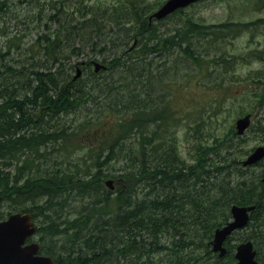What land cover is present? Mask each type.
<instances>
[{
  "label": "trees",
  "instance_id": "16d2710c",
  "mask_svg": "<svg viewBox=\"0 0 264 264\" xmlns=\"http://www.w3.org/2000/svg\"><path fill=\"white\" fill-rule=\"evenodd\" d=\"M235 24L187 20L162 33L131 5L0 0V220L29 213L57 264H236L245 241L264 264L262 172L242 166L234 135L183 160L164 109L173 77L225 63L205 53ZM82 65L90 75L74 79ZM103 171L118 173L115 193L98 183ZM231 205L255 209L220 259L210 243Z\"/></svg>",
  "mask_w": 264,
  "mask_h": 264
},
{
  "label": "rangeland",
  "instance_id": "374dc122",
  "mask_svg": "<svg viewBox=\"0 0 264 264\" xmlns=\"http://www.w3.org/2000/svg\"><path fill=\"white\" fill-rule=\"evenodd\" d=\"M84 1L95 4L101 10L106 7L131 5L134 12H141L143 15L145 13L147 19L148 14L166 0ZM187 20L199 24L236 23L238 28L229 31L223 40L208 47L205 53L209 62L221 59L225 63L217 67L211 63L209 68L194 71L195 75L189 81L178 76L173 77L168 84L170 99L164 109L167 116L176 117L171 130L178 155L189 161L198 145H210L232 138L235 120L255 110V122L252 121L254 123L250 129L237 140L241 143L243 153H250L264 141V135L260 132L258 123L260 107L255 108L256 104L251 102V98H257L260 103L264 100V71L262 70L264 66V0H199L186 8L183 14L175 13L170 18L156 22V26L160 32L165 33L167 29L183 27ZM91 68L92 66H79L77 68L81 71L79 79L90 75ZM209 71L211 76H207ZM72 74L75 75L74 72ZM213 80L220 81L221 85L217 88L209 85ZM202 82H206L209 87L203 86ZM77 116L80 117L81 114L77 113ZM102 127L106 130L105 137L115 135L112 123L111 125L102 124ZM91 129L96 131V128ZM96 135L97 132L93 138ZM95 143V140H92L91 146L94 147ZM107 152L108 148L105 147L101 157L104 158L103 153ZM82 154L81 150L76 152V156L82 157ZM119 166V163L113 165L114 168ZM103 172L106 175L100 177L98 183L104 189L113 190L115 193L118 188L116 178L118 173ZM254 172L258 174L260 169L257 168ZM106 183L109 185L106 186ZM0 212H4L2 207ZM95 218L97 214L93 216L92 222Z\"/></svg>",
  "mask_w": 264,
  "mask_h": 264
},
{
  "label": "water",
  "instance_id": "95a60500",
  "mask_svg": "<svg viewBox=\"0 0 264 264\" xmlns=\"http://www.w3.org/2000/svg\"><path fill=\"white\" fill-rule=\"evenodd\" d=\"M197 0H167L156 12L150 15L149 20H161L174 11L187 7ZM98 66L95 71L97 72ZM251 115H245L235 122L236 134L241 135L250 125ZM264 157V148H256L243 162L244 165H252ZM254 207H231L232 221L214 233L212 241L213 252H218L223 257L226 250L223 243L235 230L245 227L248 222V213ZM35 233V227L29 214L16 213L7 221L0 222V264H55L52 259L37 255L38 245L35 243L23 244L27 238ZM235 259L237 264H258L255 261V251L251 242L241 243L236 247Z\"/></svg>",
  "mask_w": 264,
  "mask_h": 264
},
{
  "label": "bare ground",
  "instance_id": "6f19581e",
  "mask_svg": "<svg viewBox=\"0 0 264 264\" xmlns=\"http://www.w3.org/2000/svg\"><path fill=\"white\" fill-rule=\"evenodd\" d=\"M21 109H24L23 107L21 108ZM15 110V109H14ZM47 126H49V125H47ZM55 127V126H54ZM48 129V128H47ZM46 129V130H47ZM53 129V128H52ZM42 130V129H41ZM54 130H56V129H54ZM43 131V130H42ZM45 132V131H44ZM48 135H50V134H48ZM50 137V136H49ZM48 139V138H47ZM52 142V141H51ZM149 148V147H148ZM149 149H152V148H149ZM152 150H154V149H152ZM153 155V154H152ZM156 155V154H155ZM148 156V155H147ZM170 156V155H169ZM168 156V157H169ZM149 157V156H148ZM161 186V185H160ZM149 190V189H148ZM145 192V191H144ZM148 193V192H147ZM244 197V196H243ZM246 200V199H245ZM100 223V222H99ZM115 252V251H114Z\"/></svg>",
  "mask_w": 264,
  "mask_h": 264
},
{
  "label": "flooded vegetation",
  "instance_id": "af4514ba",
  "mask_svg": "<svg viewBox=\"0 0 264 264\" xmlns=\"http://www.w3.org/2000/svg\"><path fill=\"white\" fill-rule=\"evenodd\" d=\"M263 71H264V66H263Z\"/></svg>",
  "mask_w": 264,
  "mask_h": 264
}]
</instances>
